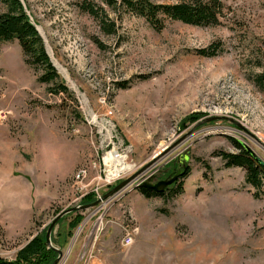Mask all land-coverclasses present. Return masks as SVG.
I'll return each mask as SVG.
<instances>
[{
	"label": "rangeland",
	"instance_id": "rangeland-1",
	"mask_svg": "<svg viewBox=\"0 0 264 264\" xmlns=\"http://www.w3.org/2000/svg\"><path fill=\"white\" fill-rule=\"evenodd\" d=\"M21 1L77 103L36 80L17 40L0 42V257L14 259L59 211L89 192L101 197L216 115L242 127L229 119L198 126L127 188L82 210L70 236L75 211L65 214L51 233L55 245L66 239L56 245L59 264H91L102 245L113 264H264V194L255 198L244 168L220 155L236 152V139L264 160V0H222L218 25L166 19L161 29L124 0ZM213 42L218 54L195 52ZM113 146L129 148L125 172L105 185L91 164ZM186 151L190 171L179 192L148 198L135 186ZM81 166L89 174L76 181Z\"/></svg>",
	"mask_w": 264,
	"mask_h": 264
},
{
	"label": "trees",
	"instance_id": "trees-1",
	"mask_svg": "<svg viewBox=\"0 0 264 264\" xmlns=\"http://www.w3.org/2000/svg\"><path fill=\"white\" fill-rule=\"evenodd\" d=\"M129 10L142 16L154 28L161 29L166 19H172L195 26L218 25L224 16L225 4L222 0H180L173 3H162L153 0H124ZM90 12H93L90 10ZM17 40L22 50L25 63L37 73L36 80L47 84V91L52 94H65L72 103L76 104L73 92L67 87L65 81L52 65L46 52L44 41L35 28L34 23L27 14L21 0H0V42ZM219 42H213L206 47L198 48L195 52L202 56H214L221 51ZM257 82H264V73L258 75ZM127 81H122L120 86H126ZM189 115L188 117H190ZM196 120L198 116H191ZM237 148L236 152L221 153L226 166H239L245 170V182L253 189V196L261 198L264 194L262 184L264 180V168L254 159L251 153L244 148L242 143L232 139ZM180 185L174 189V193L181 190ZM141 192L146 197L156 196L144 189ZM171 194L167 196H171ZM96 199L93 192L85 194L81 201L88 204ZM81 211H75L69 221L70 231L76 227L82 219ZM48 226V225H47ZM46 226V227H47ZM46 228L37 232L25 245L17 250L14 259L8 260L0 257V264H51L56 258L57 252L48 247L45 239ZM60 233H58V237ZM54 246L62 247L66 239L56 241L52 236Z\"/></svg>",
	"mask_w": 264,
	"mask_h": 264
},
{
	"label": "water",
	"instance_id": "water-1",
	"mask_svg": "<svg viewBox=\"0 0 264 264\" xmlns=\"http://www.w3.org/2000/svg\"><path fill=\"white\" fill-rule=\"evenodd\" d=\"M35 28L37 29V31L39 32L38 28L35 26ZM39 34L41 35V33L39 32ZM42 37V35H41ZM43 39V37H42ZM44 41V39H43ZM45 45V42H44ZM45 49L46 52L50 58V61L52 63V65L55 67V65L52 62V59L48 53V50L46 48L45 45ZM56 68V67H55ZM57 70V68H56ZM58 71V70H57ZM59 72V71H58ZM220 119H229L227 116H210L208 118H205L203 120H200L198 122L195 123V125H193V127L188 130L187 132H185L184 134H182L181 136H179L170 146L166 147L163 152H161L158 156L153 157V159H151L150 161H148L145 165L141 166L137 171H135L134 173H132L131 175H129L128 177L121 179L117 184H115L114 186H112L111 188H109L101 197L97 198L96 200L88 203V204H77L68 208H65L61 211H59L53 218L52 220L49 222L47 228H46V232H45V239H46V243L48 245V247L53 248L56 252H57V256L56 258L51 262V264H59L60 260L63 256V250L60 248L55 247L52 242H51V233L52 230L54 228V226L56 225V223L67 213L69 212H74V211H82V210H86L88 208L94 207L96 205H98L100 203L101 200H106L108 198H110L111 196H113L115 193H117L118 191H120L122 188L128 186L129 184L135 182L139 176H141V174L147 172L148 170H150V168L162 157H164L165 155H167L169 152H171L176 146H178L179 144H181L185 139H187L192 133H194L195 129L202 125L205 122L208 121H212V120H220ZM230 121H233L235 123V125L242 127L241 124L237 121L232 120L231 118L229 119ZM242 143V145L244 146L245 149H247L251 155L254 157V159L264 168V160L258 156L256 154V152L246 143L240 142ZM259 143L264 147V142L259 141ZM180 172L178 171L174 176L170 177V178H165V179H161L159 180L156 184H154V187L157 188L158 186H161V188H165L167 185L171 184L174 180H176V178L180 175ZM151 179V173L145 177L144 179H142L141 181L137 182L135 184L136 187H141V186H147V182ZM161 189V190H162ZM74 237V235H73ZM72 237V238H73ZM70 243L69 246L67 247L66 252L70 249Z\"/></svg>",
	"mask_w": 264,
	"mask_h": 264
},
{
	"label": "built area",
	"instance_id": "built-area-1",
	"mask_svg": "<svg viewBox=\"0 0 264 264\" xmlns=\"http://www.w3.org/2000/svg\"><path fill=\"white\" fill-rule=\"evenodd\" d=\"M7 116V111L4 109L0 108V120H4ZM108 130L110 132H114V129L109 126ZM129 152V148L126 146L124 148H119L113 146L108 152H106V155H102L101 159L98 161V164L92 163L91 167L94 168L97 172L96 177L99 180H103L105 185L112 183L113 181L119 179L122 177V174L125 171H120L118 174H114L113 170L115 169L116 166H114V155L120 156V155H125L127 156V153ZM89 168L88 166H81L79 167V174L75 178L76 181H81L87 177L89 174ZM127 187L122 188L119 192H121L123 189ZM117 192V194L119 193ZM134 240L133 234L130 232L126 233L125 236L123 237L122 241L123 244L128 246L130 245ZM86 255V250L83 249ZM92 255L89 253L88 258H91Z\"/></svg>",
	"mask_w": 264,
	"mask_h": 264
},
{
	"label": "flooded vegetation",
	"instance_id": "flooded-vegetation-1",
	"mask_svg": "<svg viewBox=\"0 0 264 264\" xmlns=\"http://www.w3.org/2000/svg\"><path fill=\"white\" fill-rule=\"evenodd\" d=\"M189 161H190V155L188 151L182 154H177L170 160V164L168 166L158 168L155 170V172L151 173V179L147 182V186H141L137 188L140 190L144 189L151 194H157L156 196H151V197H163L171 193L175 194L173 192L174 189H176L180 185L182 186L183 184L182 181L190 171ZM178 171L180 172L179 173L180 175L171 184L167 185L163 189L161 188V186H158L157 188L154 187V184H156L159 180L170 178L174 176Z\"/></svg>",
	"mask_w": 264,
	"mask_h": 264
},
{
	"label": "crops",
	"instance_id": "crops-1",
	"mask_svg": "<svg viewBox=\"0 0 264 264\" xmlns=\"http://www.w3.org/2000/svg\"><path fill=\"white\" fill-rule=\"evenodd\" d=\"M108 239V237H107ZM110 245L108 246H99V248L96 247V256H93L92 258H94L93 262L91 264H113L111 262V259L113 258L112 257V251H109L108 248H109ZM87 248V251L88 252H91V249H93L92 247L89 246V244H87L85 246ZM94 250V249H93ZM99 253H100V257H99ZM101 253L103 254L101 256Z\"/></svg>",
	"mask_w": 264,
	"mask_h": 264
},
{
	"label": "bare ground",
	"instance_id": "bare-ground-1",
	"mask_svg": "<svg viewBox=\"0 0 264 264\" xmlns=\"http://www.w3.org/2000/svg\"><path fill=\"white\" fill-rule=\"evenodd\" d=\"M52 62H53V64L55 65V67L57 68V70H58L59 72H61V73L67 78V71H66L61 65H59V64L57 63L56 60L52 59ZM193 134H194V133H192L191 136H192ZM188 138H189V137H188ZM125 159H126L125 155H120V156L114 155V166H116L115 169L113 170V173H114V174H118L120 171L123 170V168H121V167H122L123 162L125 161ZM133 167H134V165H129V166L127 167V170L129 171V170L132 169ZM131 184H132V183H131ZM131 184H130V185H131ZM128 186H129V185H128ZM126 187H127V186H126Z\"/></svg>",
	"mask_w": 264,
	"mask_h": 264
}]
</instances>
